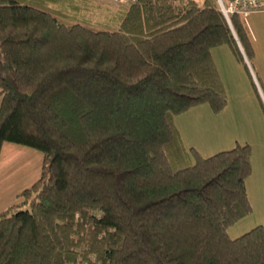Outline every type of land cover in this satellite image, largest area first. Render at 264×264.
Segmentation results:
<instances>
[{"label":"trees","instance_id":"trees-1","mask_svg":"<svg viewBox=\"0 0 264 264\" xmlns=\"http://www.w3.org/2000/svg\"><path fill=\"white\" fill-rule=\"evenodd\" d=\"M220 45L248 69L217 0H0V151L43 155L0 212V264H264L263 225L228 234L252 212L250 145L202 157L174 121L226 106Z\"/></svg>","mask_w":264,"mask_h":264},{"label":"crops","instance_id":"crops-1","mask_svg":"<svg viewBox=\"0 0 264 264\" xmlns=\"http://www.w3.org/2000/svg\"><path fill=\"white\" fill-rule=\"evenodd\" d=\"M211 54L226 90L227 104L219 112H214L207 103L194 106L174 117L176 127L184 146L194 148L202 157L232 149L237 144H249L252 172L246 179L248 197L249 188L263 193L264 114L250 84L251 73L236 60L227 45L212 48ZM35 151L21 144L3 143L0 151V212L18 202V194L41 176L43 155L38 156ZM251 206L253 211L255 205ZM247 217L250 216L228 229L230 237L243 234L254 224H264V216L251 225L246 222H250Z\"/></svg>","mask_w":264,"mask_h":264},{"label":"rangeland","instance_id":"rangeland-1","mask_svg":"<svg viewBox=\"0 0 264 264\" xmlns=\"http://www.w3.org/2000/svg\"><path fill=\"white\" fill-rule=\"evenodd\" d=\"M92 2L94 4H102V5H112L113 4L121 8L127 7L129 5V4L115 3L111 0H92ZM244 20L247 25L249 36L251 39V45L254 51V54L250 58V63L246 61L248 65L247 71L251 73V76L253 78V81L252 83L250 81V84L254 90L253 92H254L255 97L258 99V102L260 106L262 107V112L264 114V106H263L264 104V11L248 13L245 16ZM253 82L255 85L253 84ZM259 95L261 96V99ZM262 102L263 104L261 105ZM35 152H37L38 156L42 157V153L40 151L36 150ZM248 198H249V201H251V204L255 205V208L250 213L251 215L250 214L248 215L250 217H247L249 218L250 222L246 221L247 223H250L251 225L253 221H258V219H261L264 216V192L260 193V191L258 190L255 192V189L253 192L252 188H249ZM254 223H260V222H254ZM254 225L256 226V224ZM261 225H264V224H261ZM248 227L251 228L252 226H248ZM228 229L230 230V227Z\"/></svg>","mask_w":264,"mask_h":264},{"label":"built area","instance_id":"built-area-1","mask_svg":"<svg viewBox=\"0 0 264 264\" xmlns=\"http://www.w3.org/2000/svg\"><path fill=\"white\" fill-rule=\"evenodd\" d=\"M115 3L130 4L137 0H111ZM220 10L230 22V15L237 13L243 18L248 13L263 12L264 0H217Z\"/></svg>","mask_w":264,"mask_h":264}]
</instances>
